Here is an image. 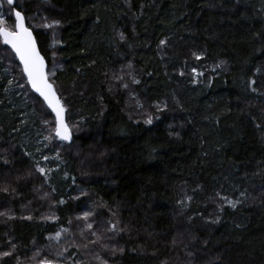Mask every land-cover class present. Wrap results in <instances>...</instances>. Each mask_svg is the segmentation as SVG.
<instances>
[{"label":"trees","instance_id":"1","mask_svg":"<svg viewBox=\"0 0 264 264\" xmlns=\"http://www.w3.org/2000/svg\"><path fill=\"white\" fill-rule=\"evenodd\" d=\"M0 5L11 29L24 13L73 129L71 143L55 137L0 39V252L16 246L0 264H39L61 245L57 264H100L94 252L108 264H264V0ZM86 211L94 229H126L109 251L72 246ZM62 227L57 245L48 236Z\"/></svg>","mask_w":264,"mask_h":264},{"label":"snow or ice","instance_id":"2","mask_svg":"<svg viewBox=\"0 0 264 264\" xmlns=\"http://www.w3.org/2000/svg\"><path fill=\"white\" fill-rule=\"evenodd\" d=\"M6 2L9 6H11L14 4L15 0H6ZM0 16H2V14H0ZM43 19L45 21L47 20L46 17H44ZM4 24V20L0 19V39H2L3 44L9 45L11 49L14 50L16 57H18L20 63L22 64V72L27 77L28 84H30L31 88L34 89L35 92L43 98L44 102H46L47 104V107L50 108L53 113H55V137L61 141L71 143L73 140V129L65 120L66 108L61 102V99L57 94V90L54 87V84L49 79L50 75H55V73H50L48 71L47 63L44 55L41 54L37 38L33 34L32 28L26 24V17L22 14L21 11H14V29H10L9 27L4 26ZM59 24V21H52L50 23L45 22L43 24H40L39 27L52 29L59 26ZM119 38L120 40H124V34L120 33ZM164 43L165 41H161V44ZM193 56L196 60H200L202 58L201 55H198L196 53H193ZM128 67L129 69H131L132 66L129 65ZM191 72L194 76L203 75V72H197V69L195 67L191 69ZM129 75H131V73H129ZM180 75H184V73L181 72ZM117 79L123 80V77H117ZM11 83L12 82L9 81V84ZM132 83L139 84L140 81L133 77ZM252 83H255V81H252ZM122 86L126 89L128 88L127 83H124ZM253 91H255V89H253ZM137 106L141 108L143 107V105L139 104V102H137ZM157 108L158 110H163L160 109L158 105ZM144 123L151 124L152 116L148 115L147 118L144 120ZM78 130L79 129L77 127V131ZM45 139H49V137H45ZM43 159L47 160L48 157L44 156ZM5 163H8V161L5 160ZM35 166L37 171H39L42 175L46 174L45 168L40 167L38 161L36 162ZM3 190L7 191V189ZM241 195H243V193H241ZM220 198L221 200L226 201L232 208H235L237 204L240 203V201L228 200L226 196ZM186 199L190 201L192 197L189 196L186 197ZM60 203L63 204L64 201L61 200ZM180 203L183 204L184 201H181ZM0 215H6V213H0ZM92 215L93 212L86 211L83 213L82 216L77 217L78 220H83L85 224L79 232L81 238L80 244H76L75 242H73L72 246L76 247L78 250L81 247L84 250H89L90 246L98 245L103 250L109 251L105 239H112L115 235H118L120 232L126 231V229L119 228L118 221L115 223L109 221V227L103 229L102 231L98 230L99 226H97V229H94V222L89 221V218ZM113 215H115V213H113ZM29 219H31V217H29ZM213 222L215 223L216 221ZM68 223L71 224V221H68ZM68 233L69 229L62 227L59 231L55 232L54 235H49L48 239L50 241H55L57 245H60L62 234ZM107 233H113V236L108 237ZM9 243L11 242L9 241ZM173 243H175V240H173ZM15 247L16 246L14 244L11 245L12 251L15 250ZM67 250V247L61 245L60 250L55 253V257H62ZM12 251L0 252V259H3L4 257H10L12 255ZM110 251L115 254L117 249L112 248L110 249ZM118 251L123 252V249L120 248ZM37 255H39V253H37ZM189 255H192V253H189ZM55 257L51 260L47 257H44L40 260L39 264H57V260L55 259ZM93 258L99 260L100 264H108L107 260L102 259L98 252L93 253ZM76 264H83V262L77 261Z\"/></svg>","mask_w":264,"mask_h":264},{"label":"water","instance_id":"3","mask_svg":"<svg viewBox=\"0 0 264 264\" xmlns=\"http://www.w3.org/2000/svg\"><path fill=\"white\" fill-rule=\"evenodd\" d=\"M14 11H20V10H18V9H15ZM22 12V11H21ZM22 14L24 15V13L22 12ZM25 16V15H24ZM26 24H27V20H26ZM28 25V24H27ZM33 34L35 35V32L33 31ZM36 36V35H35ZM6 46H8V47H10L9 45H6ZM39 46V45H38ZM11 48V47H10ZM41 50V49H40ZM13 52H14V50H12ZM15 53V52H14ZM41 54L42 55H44L43 53H42V51H41ZM44 57H45V55H44ZM17 59H18V57H17ZM19 60V59H18ZM45 60H46V63H47V67H48V61H47V59H46V57H45ZM20 62V61H19ZM21 64V63H20ZM21 66H22V64H21ZM26 79H27V77H26ZM50 79V78H49ZM51 81V80H50ZM52 82V81H51ZM53 83V82H52ZM29 86H30V88H31V85L29 84ZM54 87H55V85H54ZM56 88V87H55ZM32 89V88H31ZM32 91L35 93V94H37L38 96H39V94L38 93H36L35 92V90L34 89H32ZM57 94H58V96L60 97V95H59V93L57 92ZM40 97V96H39ZM42 98V97H41ZM43 99V98H42ZM60 99H61V97H60ZM44 101V100H43ZM61 102L63 103V101L61 100ZM45 104H46V102H45ZM47 105V104H46ZM64 105V104H63ZM50 109V108H49ZM51 110V109H50ZM52 111V110H51ZM53 113V112H52ZM54 114V116H55V113H53ZM65 120H66V122L68 123V121H67V112H65ZM69 124V123H68Z\"/></svg>","mask_w":264,"mask_h":264},{"label":"rangeland","instance_id":"4","mask_svg":"<svg viewBox=\"0 0 264 264\" xmlns=\"http://www.w3.org/2000/svg\"><path fill=\"white\" fill-rule=\"evenodd\" d=\"M2 12L0 11V14H1ZM42 17V16H41ZM0 19H3L4 20V22H5V24H4V26H7V24H6V18H5V16L4 15H2V16H0ZM34 19V18H33ZM35 19H36V16H35ZM42 19H43V17H42ZM36 21H37V19H36ZM36 26H38L37 25V23L36 22H33ZM39 23V22H38ZM43 23H45L44 21H42L41 23H39V25L40 24H43ZM8 27V26H7ZM11 29V28H10ZM54 84V83H53ZM67 111V110H66Z\"/></svg>","mask_w":264,"mask_h":264}]
</instances>
